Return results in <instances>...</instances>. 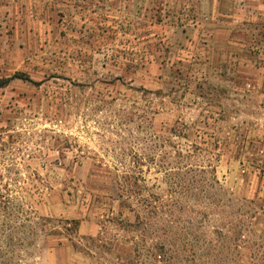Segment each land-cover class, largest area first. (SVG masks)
Wrapping results in <instances>:
<instances>
[{"label":"rangeland","instance_id":"rangeland-1","mask_svg":"<svg viewBox=\"0 0 264 264\" xmlns=\"http://www.w3.org/2000/svg\"><path fill=\"white\" fill-rule=\"evenodd\" d=\"M0 84V264H101L64 222L97 235L138 155L158 193L167 159L205 170L264 238V0H0Z\"/></svg>","mask_w":264,"mask_h":264},{"label":"trees","instance_id":"trees-1","mask_svg":"<svg viewBox=\"0 0 264 264\" xmlns=\"http://www.w3.org/2000/svg\"><path fill=\"white\" fill-rule=\"evenodd\" d=\"M122 164L118 215L102 222L95 236L82 235L79 220L64 222L68 236H62L78 251L101 253V264H264V238H254L248 221L251 201H234L223 187L211 193L199 179L205 170L184 173L172 159L157 165L167 173L162 193L144 175L153 158L138 155ZM110 228L116 233L108 236Z\"/></svg>","mask_w":264,"mask_h":264}]
</instances>
